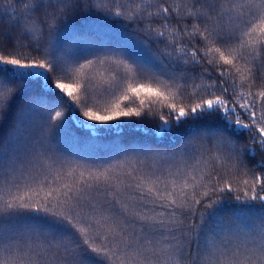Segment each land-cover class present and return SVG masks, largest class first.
Returning a JSON list of instances; mask_svg holds the SVG:
<instances>
[{
    "label": "snow or ice",
    "instance_id": "1",
    "mask_svg": "<svg viewBox=\"0 0 264 264\" xmlns=\"http://www.w3.org/2000/svg\"><path fill=\"white\" fill-rule=\"evenodd\" d=\"M14 2L16 32L0 31V264H264V0ZM77 16L123 21L161 55L82 57L53 39ZM71 121L132 145L130 171L54 158ZM128 128L187 138L135 153ZM226 194L240 205L227 222Z\"/></svg>",
    "mask_w": 264,
    "mask_h": 264
},
{
    "label": "trees",
    "instance_id": "2",
    "mask_svg": "<svg viewBox=\"0 0 264 264\" xmlns=\"http://www.w3.org/2000/svg\"><path fill=\"white\" fill-rule=\"evenodd\" d=\"M155 2V0H154ZM13 9L21 15L22 10L14 0H0V31H13L15 29L10 27L11 22H15L17 17L12 15ZM190 21H185L188 23ZM30 24L31 22H24ZM175 21H173V24ZM69 24L73 25L72 30L64 31L65 25L60 24L58 31L53 39L55 42L63 43L65 47L73 48L82 53V57L94 59L96 55L101 58L104 56V51L108 48L121 46L128 47L132 51L151 59L152 57L161 55V47L154 42H148L146 45L142 43L145 37L142 33H132L130 28L123 26V21H104L96 16H90L80 18L77 16L74 20L70 17ZM23 30V25L21 26ZM73 31L78 32V37L73 35ZM18 34V33H17ZM199 44V41L196 42ZM104 49V51H100ZM163 63L167 65V60L161 56ZM81 63L85 62L81 58ZM212 71L211 68H209ZM99 71L108 76L112 72L120 71L115 65L109 66L105 63L99 68ZM196 71H199L197 68ZM215 74V73H213ZM199 82V81H198ZM35 91H39L37 87ZM33 92V89L29 88L25 91V94L21 96L18 104L23 105L29 94ZM45 99L50 103H55L54 96L45 94ZM56 110L64 113V118H69L70 109L66 107H59ZM82 111V110H81ZM59 123V122H57ZM6 127V126H5ZM150 127V125H149ZM55 132V129L53 130ZM125 141H137L135 147V153H140L142 146H158L159 148L167 151H173L182 145L187 138L183 132H177L175 135H166L163 139H158L150 133L146 134L140 132L135 128H128L121 134ZM52 148L55 150L53 153L54 158L62 157L61 163L68 168H76V171L87 170H99L102 171L109 165H120L116 171L123 175L124 172L130 171V168L123 164V161L128 157H134V149L130 144H122L115 133H100L94 140L88 138V134L80 129L79 125L74 121H71V128L65 133H56V138L52 141ZM195 163V161H190ZM59 166V165H57ZM79 166V167H77ZM251 167V165H249ZM214 166L209 163V168ZM217 171L219 169H216ZM135 175V173H133ZM127 180L128 178L125 177ZM237 195H243V193H236ZM229 195L231 202L223 204L222 208L217 209L220 211L224 220L230 221L234 219L233 213L236 212L240 206L238 202L232 199L233 194ZM204 201H201V205L197 206V210L202 209ZM216 208V206H213ZM239 216L240 213L236 212ZM163 239V238H160ZM61 254H63L61 252ZM181 264H187V262H181Z\"/></svg>",
    "mask_w": 264,
    "mask_h": 264
}]
</instances>
